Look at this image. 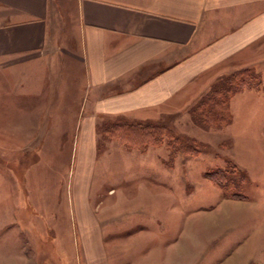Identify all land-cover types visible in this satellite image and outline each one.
<instances>
[{"label": "rangeland", "instance_id": "374dc122", "mask_svg": "<svg viewBox=\"0 0 264 264\" xmlns=\"http://www.w3.org/2000/svg\"><path fill=\"white\" fill-rule=\"evenodd\" d=\"M71 3L56 13L52 32L54 45L66 49L76 19ZM44 65L0 75V264L83 263L75 218L81 173L75 127L64 124L57 131L52 119L45 120L38 92L26 94L31 99L9 92L14 86L41 88ZM261 81V88L234 94L228 125L177 126L197 140V156H172L164 144L141 150L117 141L104 154L109 138L102 134L90 204L107 236L109 264H264ZM64 118H71L70 110ZM119 121L105 120L104 128ZM168 123L166 117L149 124L174 132ZM149 147L148 154L136 152ZM145 168L151 174L142 175ZM219 170L242 199L227 197L207 178ZM149 176L155 184L146 183Z\"/></svg>", "mask_w": 264, "mask_h": 264}, {"label": "crops", "instance_id": "0c3cea01", "mask_svg": "<svg viewBox=\"0 0 264 264\" xmlns=\"http://www.w3.org/2000/svg\"><path fill=\"white\" fill-rule=\"evenodd\" d=\"M72 1L0 0V75L45 63L41 88L14 86L9 92L29 99L34 97L26 94L38 92L45 120L52 119L57 131L64 124L75 127L81 264H109L107 236L90 204L104 121L159 124L167 117L176 136L196 140L177 126L199 125L192 112L222 79L248 70L262 84L264 0H74L66 49L54 45L52 32L56 13L70 10ZM114 141L120 142L108 140L104 154H111ZM150 148L136 152L145 155ZM152 179L146 183L155 184Z\"/></svg>", "mask_w": 264, "mask_h": 264}, {"label": "trees", "instance_id": "16d2710c", "mask_svg": "<svg viewBox=\"0 0 264 264\" xmlns=\"http://www.w3.org/2000/svg\"><path fill=\"white\" fill-rule=\"evenodd\" d=\"M225 80L226 82L208 93L193 110L192 116L200 126L220 128L228 125L232 117L229 105L232 96L244 88H260L261 85L260 80L248 70L234 73ZM100 133L106 135L109 140L115 139L128 147H137L141 150L148 146L163 144L175 154L182 152L186 156H197L200 150L196 140L178 137L170 128L157 124H129L119 121L103 127ZM234 166L238 169V166L235 164ZM206 175L222 187L227 197L243 198L239 193L231 191L232 180L228 179L222 170ZM234 187L236 188L235 184Z\"/></svg>", "mask_w": 264, "mask_h": 264}]
</instances>
